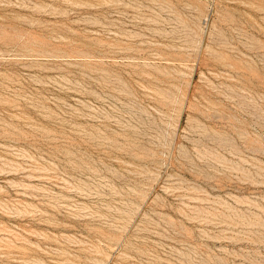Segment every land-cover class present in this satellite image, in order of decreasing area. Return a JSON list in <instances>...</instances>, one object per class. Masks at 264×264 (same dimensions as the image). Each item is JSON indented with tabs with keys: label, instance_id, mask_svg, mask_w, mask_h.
Wrapping results in <instances>:
<instances>
[{
	"label": "rangeland",
	"instance_id": "obj_1",
	"mask_svg": "<svg viewBox=\"0 0 264 264\" xmlns=\"http://www.w3.org/2000/svg\"><path fill=\"white\" fill-rule=\"evenodd\" d=\"M0 264H264V0H0Z\"/></svg>",
	"mask_w": 264,
	"mask_h": 264
}]
</instances>
